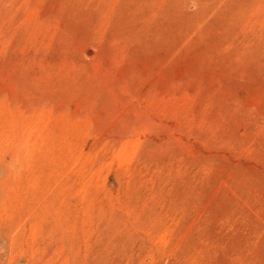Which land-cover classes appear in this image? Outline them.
I'll return each instance as SVG.
<instances>
[{"label": "rangeland", "instance_id": "374dc122", "mask_svg": "<svg viewBox=\"0 0 264 264\" xmlns=\"http://www.w3.org/2000/svg\"><path fill=\"white\" fill-rule=\"evenodd\" d=\"M0 264H264V0H0Z\"/></svg>", "mask_w": 264, "mask_h": 264}]
</instances>
